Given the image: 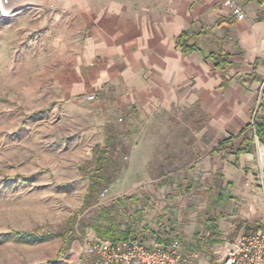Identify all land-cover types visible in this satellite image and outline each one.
<instances>
[{
	"label": "crops",
	"instance_id": "obj_1",
	"mask_svg": "<svg viewBox=\"0 0 264 264\" xmlns=\"http://www.w3.org/2000/svg\"><path fill=\"white\" fill-rule=\"evenodd\" d=\"M223 1L8 0L5 5V18L27 12L39 38L60 41L64 77L73 74L64 84V113L76 122L104 128L122 116L164 114L195 127L201 154L182 188L194 191L196 181L219 173L222 189L231 186L228 198L237 209L223 213L211 206L203 215L208 236L201 237L193 223L194 240L190 236V251H184L197 252V264L220 260L213 253L201 259V244L212 251L223 243L226 249L236 225L237 237L256 229L264 216L257 177L264 145L255 141L250 127L259 108L256 122L264 120V0H232L244 11L242 20L232 17ZM185 32L194 45L187 53L180 44ZM217 55L226 63L217 66ZM91 94L94 99H86ZM173 192L171 201L180 197ZM164 225L149 230L143 222L142 238L175 231L180 239L177 228Z\"/></svg>",
	"mask_w": 264,
	"mask_h": 264
},
{
	"label": "rangeland",
	"instance_id": "obj_2",
	"mask_svg": "<svg viewBox=\"0 0 264 264\" xmlns=\"http://www.w3.org/2000/svg\"><path fill=\"white\" fill-rule=\"evenodd\" d=\"M4 16L0 18V264H90L93 258L83 241L86 234L89 240L95 234L92 226L100 212L115 218L121 229H132L134 237L142 238L143 222L149 230L164 224L177 228L182 247L190 251L194 222L199 235L208 236L203 215L211 206L223 213L237 211L234 199L228 198L231 186L222 189L219 173L196 181L194 191L182 188L201 154L192 124L164 114L122 116L104 128L76 122L64 113V84L73 80V74L64 77L60 41L39 38L27 12ZM100 171L109 183L84 205L89 177ZM173 190L180 193L174 195L175 201H171ZM222 192L223 207L217 201ZM237 228L227 239L236 238ZM17 232L51 237L27 240ZM199 240L195 243L201 244ZM201 247L197 249L201 259L210 253L217 259L226 250L223 243L213 245L212 251Z\"/></svg>",
	"mask_w": 264,
	"mask_h": 264
},
{
	"label": "built area",
	"instance_id": "obj_3",
	"mask_svg": "<svg viewBox=\"0 0 264 264\" xmlns=\"http://www.w3.org/2000/svg\"><path fill=\"white\" fill-rule=\"evenodd\" d=\"M2 2L5 6L8 0ZM222 6L236 20L244 19L243 9L232 0H224ZM86 99L93 100L94 95H88ZM259 109L253 112L250 122L256 142L255 123ZM257 177L264 190V161L259 165ZM155 236L150 241L132 235L122 241H111L93 234L90 240L86 237L83 244L86 253L93 258V264H197L198 253L185 252L175 231ZM219 264H264V216L256 229L239 234L230 243Z\"/></svg>",
	"mask_w": 264,
	"mask_h": 264
},
{
	"label": "trees",
	"instance_id": "obj_4",
	"mask_svg": "<svg viewBox=\"0 0 264 264\" xmlns=\"http://www.w3.org/2000/svg\"><path fill=\"white\" fill-rule=\"evenodd\" d=\"M189 36V32H185L180 37V44L184 52H189L194 49V45H189L186 38ZM216 65L226 63V58L223 55H217L214 57ZM255 134L258 137L259 141L264 145V120L261 122L255 123ZM109 183V179L104 171H100L93 176L89 177V187L87 194L84 199V205H87L92 198V196L97 192L99 188L106 186ZM95 234L102 238L111 241H122L130 237L132 229L126 228L121 229L117 220L111 219L107 213L100 212L95 224L92 226ZM18 236H24L27 240H44L48 237H51L49 234H36V233H16ZM150 237L156 238L155 235L150 233ZM160 241V239H159Z\"/></svg>",
	"mask_w": 264,
	"mask_h": 264
},
{
	"label": "water",
	"instance_id": "obj_5",
	"mask_svg": "<svg viewBox=\"0 0 264 264\" xmlns=\"http://www.w3.org/2000/svg\"><path fill=\"white\" fill-rule=\"evenodd\" d=\"M4 14V4L2 2V0H0V18L3 17Z\"/></svg>",
	"mask_w": 264,
	"mask_h": 264
},
{
	"label": "bare ground",
	"instance_id": "obj_6",
	"mask_svg": "<svg viewBox=\"0 0 264 264\" xmlns=\"http://www.w3.org/2000/svg\"><path fill=\"white\" fill-rule=\"evenodd\" d=\"M4 14H6L5 6H4Z\"/></svg>",
	"mask_w": 264,
	"mask_h": 264
}]
</instances>
